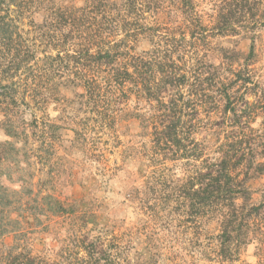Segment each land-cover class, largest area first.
<instances>
[{
    "label": "rangeland",
    "instance_id": "374dc122",
    "mask_svg": "<svg viewBox=\"0 0 264 264\" xmlns=\"http://www.w3.org/2000/svg\"><path fill=\"white\" fill-rule=\"evenodd\" d=\"M188 1L138 0V9L128 8L125 28L119 25L116 37L138 40L132 44L137 52L157 56L158 73L171 68L178 73L188 70L191 81L200 77L205 80L203 88L214 92V100L206 96L185 110V132L196 130L192 137L206 145V158L221 144L213 131L236 120L224 112L221 81L232 84L234 73L241 71L253 79L248 85L232 84L231 92L239 103L241 97L257 100L251 94L254 91L264 92V0H194L199 20L190 22L178 11V7L188 8ZM50 2L41 4L49 8ZM3 3L1 9L6 10L11 0ZM41 4H34L31 15L38 25H44L48 17V9L38 8ZM85 4L86 0H59L55 6ZM29 17L22 30L25 34L33 31L26 37L39 47L36 56L43 60L55 53L45 46L43 34L33 30ZM104 19L100 26H107ZM22 41L30 46L29 41ZM9 44L0 38V93L8 98L1 101L0 122L12 113L19 129L16 138H11L3 129L7 125H0V157L11 160L0 168V186L9 192V197L0 198V264H264L261 233H253L248 245L227 248L220 241L221 221L202 213L193 215L186 191H177L192 164L175 160L172 152L156 144L157 138L147 128V120L156 121L161 110L156 99L132 96L121 105L109 103L110 108L103 106L89 114L80 106L85 91L79 82L61 79L54 88L52 80L43 78L41 61V67H32L26 57L17 69L12 63L17 51ZM252 47L254 57L250 58ZM73 71L71 65L62 76ZM34 74L42 79L33 81ZM49 85V102L30 100L33 87L39 94L40 86ZM161 89L163 97H179L173 89L169 92L164 85ZM191 90L187 87L184 92ZM17 93L21 94L20 111L11 100ZM44 122L55 124L56 137L43 129ZM262 123L260 117L253 126L260 128ZM85 124L88 128L98 125L100 135L81 146L78 136L89 131ZM261 152L255 160L264 164ZM248 167L247 186L253 204L258 205L264 172H257L250 163ZM57 201L64 208L56 207ZM253 219L258 230L264 228V217Z\"/></svg>",
    "mask_w": 264,
    "mask_h": 264
},
{
    "label": "trees",
    "instance_id": "16d2710c",
    "mask_svg": "<svg viewBox=\"0 0 264 264\" xmlns=\"http://www.w3.org/2000/svg\"><path fill=\"white\" fill-rule=\"evenodd\" d=\"M57 1L52 0L48 8L41 4L43 0H11L10 7L4 10L1 9L3 0H0V38L8 41L17 51L16 57L12 59L13 65H17L19 69L26 57L30 66L33 63L32 67L40 66L38 62L41 61L43 78L52 80V86H58V80L79 82L85 91L80 97V106L84 111L89 110V114L92 115L103 106L110 108L112 104L109 103L121 105L118 103L125 102L132 96L138 99H141L140 96L156 99L161 104V110H158L157 120L153 122L147 120L146 126L152 130L151 135L157 138L156 144L163 145L172 152L175 160L182 159L186 160L185 163L192 164L188 181L184 178L185 181L178 186L180 190L177 191H186L185 200L193 215L202 213L209 219L218 218L221 221L220 241L230 249L232 244L240 246L250 244L255 232L264 236L263 226L258 230L253 219L264 217V190L261 202L258 205L253 204L252 193L247 186L246 172L249 163L252 167H255L256 163L257 172H264V164L255 160L259 151L264 155V92L254 91L251 94L258 97L257 100L250 102L245 97H241L240 103L231 92L233 83L243 82L244 85H248L254 83L253 79L243 76L241 71L234 73L236 79L232 84L221 81L222 89L219 90V97L225 102L224 112L232 114L236 120L228 126L219 125L217 131H213V135L221 140V144L204 158L206 145L198 143L192 137L196 130L188 135L185 132L188 126L185 110L192 104L196 106L206 96L214 100V92L211 94L209 92L211 90L203 88L205 80L202 81L200 77L196 76L195 81H191L188 70L178 73L171 68L168 71L161 70L159 75L156 68L161 63L157 60V56H153L151 52H137L132 44L138 40L127 38L117 40L116 33L120 29L118 26L122 25L125 28L129 16L128 8L138 9V0H86L85 6L80 8L56 7ZM178 1L182 4L186 3L184 2L186 0ZM37 3L41 4L39 9L49 10L46 11L48 17L44 25H38L31 17L35 9L34 4ZM187 3L188 8L178 7V11L188 22L199 20L197 4H194V0ZM28 16L33 30L43 34L41 38L44 39L45 46L51 48L55 54L45 55L43 60L36 56L39 47L36 43L30 42L28 36L26 37L33 31L25 34L22 30ZM101 18H105L104 23L107 26H100ZM134 36L137 38V35ZM22 40L29 41L30 46L24 45ZM249 57H254V47L251 48ZM71 65L74 71L65 78L62 76L64 70L69 71ZM51 75L57 78L53 80ZM33 77V81L42 79L37 74ZM163 85L165 90L177 91L179 97L168 98L159 95ZM256 85L259 88V83ZM52 86L49 85L45 89H41L40 86L39 94L37 87L35 89L33 87L31 90L34 92L29 96L30 100L43 98L42 102H49L51 96L47 88ZM187 87H191L192 90L185 93L184 89ZM18 95L21 94L17 93L15 96L12 94L11 100L16 110L20 111ZM4 98L8 100L5 94L0 93V104ZM238 105H241L239 109ZM260 117L263 119L262 127L255 128L253 124ZM44 123L46 125L49 122ZM4 124L7 125V127L3 126L6 134L16 138L19 129L16 116L9 113L7 120L0 122V125ZM45 125L43 128L45 131H52L55 128V124L52 123H49L48 127ZM84 126L92 132V135L90 136L88 131L87 134L83 133L82 138L78 136L81 146H86L90 137L100 135L96 132L98 125L92 128H88L87 124ZM52 136H57L55 131H52ZM93 139L95 141L96 137ZM5 145L11 144L7 142ZM10 162L11 160L1 155L0 168ZM8 193L7 189L0 186V198L4 197L2 200L9 197ZM55 206L64 208L61 201H57Z\"/></svg>",
    "mask_w": 264,
    "mask_h": 264
}]
</instances>
